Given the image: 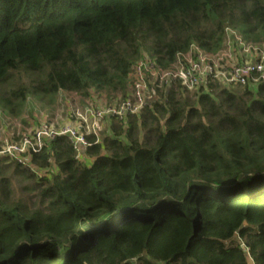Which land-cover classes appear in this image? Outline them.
<instances>
[{
	"label": "trees",
	"instance_id": "trees-1",
	"mask_svg": "<svg viewBox=\"0 0 264 264\" xmlns=\"http://www.w3.org/2000/svg\"><path fill=\"white\" fill-rule=\"evenodd\" d=\"M227 29L264 47V0H0V115L126 99L136 62L215 53ZM149 88L80 156L58 137L0 158V264H264V82Z\"/></svg>",
	"mask_w": 264,
	"mask_h": 264
},
{
	"label": "built area",
	"instance_id": "built-area-1",
	"mask_svg": "<svg viewBox=\"0 0 264 264\" xmlns=\"http://www.w3.org/2000/svg\"><path fill=\"white\" fill-rule=\"evenodd\" d=\"M128 78L130 85L126 99L118 98L95 111L88 109V119L83 118L82 121L84 125H72L70 122L58 125L55 121H43L17 136V139L13 135L3 138L0 158L26 166L30 156L39 153L45 141L58 137L67 138L80 156L91 146L87 136L97 137L105 120L123 121L140 113L150 93L149 83L157 88L178 84L191 92L206 90L210 84L227 87L264 82V47L246 43L241 36L227 29L223 48L215 53L191 45L186 52L176 55L169 68L156 67L145 58L132 66Z\"/></svg>",
	"mask_w": 264,
	"mask_h": 264
},
{
	"label": "rangeland",
	"instance_id": "rangeland-1",
	"mask_svg": "<svg viewBox=\"0 0 264 264\" xmlns=\"http://www.w3.org/2000/svg\"><path fill=\"white\" fill-rule=\"evenodd\" d=\"M88 98L81 97L73 93L60 94L57 103L53 107H45L37 99L29 100L25 110L19 118L11 117L10 115H0V145L3 138L17 139V136L22 135L31 127L38 126L41 122L55 121L58 125L81 123L84 125L83 118L88 119L87 108L95 111L101 108L104 104L110 103L106 101L104 95L94 93ZM82 117V118H81ZM110 124V120L103 122L102 131ZM82 156V155H81ZM42 175V173L40 172ZM13 198H21L27 200L26 192L22 190V185L14 184L12 188ZM34 202V199L29 201Z\"/></svg>",
	"mask_w": 264,
	"mask_h": 264
},
{
	"label": "crops",
	"instance_id": "crops-1",
	"mask_svg": "<svg viewBox=\"0 0 264 264\" xmlns=\"http://www.w3.org/2000/svg\"><path fill=\"white\" fill-rule=\"evenodd\" d=\"M86 110H88V108Z\"/></svg>",
	"mask_w": 264,
	"mask_h": 264
}]
</instances>
